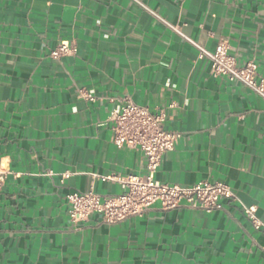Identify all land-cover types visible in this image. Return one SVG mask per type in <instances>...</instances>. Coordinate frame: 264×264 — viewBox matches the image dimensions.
Returning <instances> with one entry per match:
<instances>
[{"label": "crops", "instance_id": "0c3cea01", "mask_svg": "<svg viewBox=\"0 0 264 264\" xmlns=\"http://www.w3.org/2000/svg\"><path fill=\"white\" fill-rule=\"evenodd\" d=\"M143 1L209 49L228 38L264 76V0ZM64 38L77 51L52 57ZM125 96L165 109L182 132L157 179L226 181L264 221L263 96L213 75L195 44L135 0H0V165L11 169L0 264H264V228L238 200L71 220L68 193H118L113 175L147 170L142 149L112 140L109 114Z\"/></svg>", "mask_w": 264, "mask_h": 264}, {"label": "built area", "instance_id": "2783aa9c", "mask_svg": "<svg viewBox=\"0 0 264 264\" xmlns=\"http://www.w3.org/2000/svg\"><path fill=\"white\" fill-rule=\"evenodd\" d=\"M152 12L157 18L175 31L179 32L199 49V56L209 59L211 72L215 76H226L229 80L243 82L257 94L264 97V76L258 74L255 60L240 63L231 52L232 43L228 38H221L215 49H209L188 36L178 24L171 22L143 0H135ZM77 45L70 39H62L50 54L61 58L77 51ZM83 94L94 98L87 90ZM111 120L112 140L117 145L136 146L146 156V172L132 173L124 176L113 175L119 180L122 191L113 194H102L94 189L76 190L66 195L69 204L68 213L74 222L87 219L98 212L107 222H118L130 216H143L155 202L164 208H173L182 203L201 207L207 211L222 206L223 199L240 201L247 218L257 228H264V221L257 213L256 204L241 201L233 186L223 180L201 179L192 184L168 182L157 179L156 172L162 163L167 150L175 148L182 132L166 126L165 109L152 110L149 105L125 96L119 106L109 114ZM11 173V169L0 165V192ZM49 173H52L50 171ZM69 171L63 173L68 177Z\"/></svg>", "mask_w": 264, "mask_h": 264}]
</instances>
